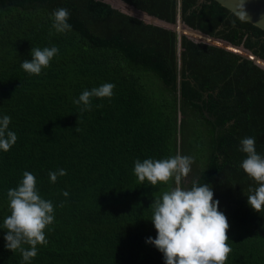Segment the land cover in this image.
Listing matches in <instances>:
<instances>
[{"label": "trees", "instance_id": "trees-1", "mask_svg": "<svg viewBox=\"0 0 264 264\" xmlns=\"http://www.w3.org/2000/svg\"><path fill=\"white\" fill-rule=\"evenodd\" d=\"M120 1L264 61V32L214 0ZM59 8L69 10L71 31L52 28ZM53 46L59 52L40 75L21 68L31 48ZM218 46L105 0H0V118L11 117L18 137L0 150V264H22L21 253L4 246L3 220L7 191L25 171L54 205L48 243L30 264H164L145 241L156 236L151 203L168 186L141 183L133 169L137 159L176 154L193 158L184 186L211 185L228 218L225 264H264V211L247 203L257 185L240 167L239 150L241 139L254 137L264 155V69ZM104 83L115 85L114 95L93 97L82 112L74 101ZM59 169L67 174L51 183L48 173Z\"/></svg>", "mask_w": 264, "mask_h": 264}, {"label": "clouds", "instance_id": "clouds-1", "mask_svg": "<svg viewBox=\"0 0 264 264\" xmlns=\"http://www.w3.org/2000/svg\"><path fill=\"white\" fill-rule=\"evenodd\" d=\"M70 12L59 8L52 12V28L57 33L71 31L68 23ZM243 18V17H241ZM179 23V21H178ZM179 35V34H178ZM180 36V35H179ZM59 52L55 46L31 48V60H23L21 68L30 75H40L42 69L50 66V61ZM112 83H104L91 90H84L74 103L83 105L81 111L91 110L92 98H111L114 95ZM100 107V105H97ZM11 117L0 118V150L8 152L18 137L9 130ZM239 150L246 154L240 167L251 178L256 187H249L248 205L257 213L264 211V155L256 151L255 138L240 140ZM193 158L176 154L167 159H137L134 174L143 183L147 180L152 186L158 183L167 185L159 198L151 203V222L156 230L153 239L147 244L163 254L164 264H225L232 249L227 232L230 224L227 216L219 210V201L214 199L211 185L194 180L191 187L184 181L191 172ZM66 170L49 172L51 183L58 176L66 175ZM65 197L68 192L62 193ZM10 214L3 220L6 229L3 237L5 248L19 251L22 264H30L38 254V245H47L46 229L54 223V205L51 200L42 198L37 188L34 174L25 171L15 188L7 191ZM60 207H63L61 203ZM24 245H28L25 248Z\"/></svg>", "mask_w": 264, "mask_h": 264}, {"label": "water", "instance_id": "water-1", "mask_svg": "<svg viewBox=\"0 0 264 264\" xmlns=\"http://www.w3.org/2000/svg\"><path fill=\"white\" fill-rule=\"evenodd\" d=\"M214 1L220 4L222 7H224L228 11H230L231 13L237 15L238 17L240 18L243 17L242 18L243 20H245L246 22H249L250 24H252L253 26L259 28L260 30L264 32V0H214ZM125 7L127 9L133 8L129 5H126ZM180 25H183V24L180 23ZM212 44L216 46H218L217 44H220L219 47L224 50H228V51H232L237 54H241L238 48L234 47L228 42L219 40V41H216V43H212ZM248 53L246 51L244 53V56L243 55L242 56L249 60H252L256 64L260 63L264 66V61H261L259 58L252 56L250 53H249L250 55H248Z\"/></svg>", "mask_w": 264, "mask_h": 264}, {"label": "rangeland", "instance_id": "rangeland-1", "mask_svg": "<svg viewBox=\"0 0 264 264\" xmlns=\"http://www.w3.org/2000/svg\"><path fill=\"white\" fill-rule=\"evenodd\" d=\"M105 2H107L109 5H111L115 9L119 10L120 12L125 13V14H129L130 16H132L136 19H139L145 23L156 25L158 27L166 28L169 30H173L177 34H180L181 36H186L187 38L193 40L194 42L206 43V44L211 45V46L213 45L211 42H207L206 39H209L208 37L202 36L199 33L194 32L191 29L185 27L184 25H180V23H178V22H176V24H174V25H171L169 23H165V22H162L160 20L154 19L151 16L144 14V13H142L136 9H133V8L127 9L125 7L126 4L120 0H105ZM133 11H135V13ZM191 32H193L195 35L192 34ZM198 36H200V37H198ZM211 40L214 41L213 43H216V41H217L214 39H211ZM238 50H240V52H241V54H239V55L244 56V53L246 52V50H244L242 48H238ZM248 55H250V54L248 53ZM257 65L264 69V66L262 64L257 63Z\"/></svg>", "mask_w": 264, "mask_h": 264}]
</instances>
